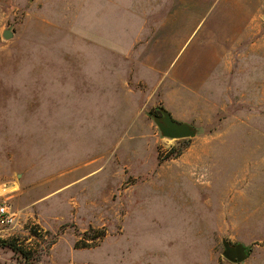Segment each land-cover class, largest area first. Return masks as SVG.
I'll list each match as a JSON object with an SVG mask.
<instances>
[{
	"label": "rangeland",
	"instance_id": "1",
	"mask_svg": "<svg viewBox=\"0 0 264 264\" xmlns=\"http://www.w3.org/2000/svg\"><path fill=\"white\" fill-rule=\"evenodd\" d=\"M212 1L173 38L168 72L204 46L220 7L208 11ZM94 2L0 0V204L20 215L1 238L46 251L37 264H49V252L57 263L264 264V0H241L225 74L210 91L195 83L192 107L147 100L123 55L93 42L106 24L89 11ZM110 6L111 24L124 14L136 31L138 17ZM161 106L198 129L178 157L166 158L180 140L163 137L151 116ZM224 239L249 257L227 260ZM50 241L59 243L52 251ZM2 249L0 264H25Z\"/></svg>",
	"mask_w": 264,
	"mask_h": 264
},
{
	"label": "crops",
	"instance_id": "2",
	"mask_svg": "<svg viewBox=\"0 0 264 264\" xmlns=\"http://www.w3.org/2000/svg\"><path fill=\"white\" fill-rule=\"evenodd\" d=\"M217 1H212L208 11L213 9ZM165 2L170 5L163 10L162 7ZM208 2L209 0H137L134 1L132 7L127 8L124 6V0H95V5L91 4L89 11L91 12L95 8L98 12L101 10L106 18V24L103 23L99 27L105 30L102 31L101 41L96 38V41L93 42L99 45L101 43L105 44L110 52L123 55V57L121 56L122 61H128L129 66H133V69L127 67L130 73L133 74V71L136 70L134 74L137 77V83L145 86V90L149 93L148 101L155 94H160L162 97L161 101L164 103L170 97H177L182 99V106L192 107L195 97L200 96V94L195 96V83L202 85L206 81L208 85L206 91H210L214 78L219 81V77L221 75L224 76L226 60L231 53L227 54L225 44L228 42L233 44L238 34L240 37L241 13L243 9L247 10V7L243 5L241 0H220V7L212 19L213 24L207 30V41L203 44L204 46L202 48L199 47L195 52L197 54L186 59L175 71L168 72L171 68L173 70L176 65H173L174 62H171L164 68L162 62L167 59L166 52L169 51L173 38L181 32V29L184 27H181L183 24H187L186 22L193 20L199 11V7L203 9ZM110 5H116L117 8L122 6V10L117 11V14L127 11L128 15L131 14L133 17H138L139 21L137 22L136 31L132 30V32L130 30L134 24H125L122 21L124 14L117 15L120 23L117 22L116 25L114 23L111 24L114 8ZM256 11L257 6L255 5L252 12ZM110 24V28L116 32L115 35L112 33V30H109L108 25ZM251 25L252 20H250L246 29ZM195 66H197L196 69ZM168 76H170V81L165 83V78ZM185 91L186 95L182 96L181 94L185 93ZM192 93L193 95H191ZM209 106L214 107V105ZM195 143L193 141L187 149L191 151ZM247 191L246 189L240 192L239 201H247ZM239 201L235 200V202ZM58 244V242L53 243L49 249L52 251L58 247ZM0 247L2 249V246ZM49 261V264L91 263L83 259L79 262L69 259L57 263L59 261L53 260L51 252H49Z\"/></svg>",
	"mask_w": 264,
	"mask_h": 264
},
{
	"label": "water",
	"instance_id": "3",
	"mask_svg": "<svg viewBox=\"0 0 264 264\" xmlns=\"http://www.w3.org/2000/svg\"><path fill=\"white\" fill-rule=\"evenodd\" d=\"M3 36L6 39H9L12 37V33L10 30H6L4 31ZM158 111L161 113L160 115L152 113L151 116L159 127L163 137L181 140L185 138H193L198 134V129L195 126L187 122H179L175 120L165 108H158ZM223 247L224 250L222 255L230 262L242 263L249 257V250L247 246L242 243L233 244L224 239Z\"/></svg>",
	"mask_w": 264,
	"mask_h": 264
},
{
	"label": "trees",
	"instance_id": "4",
	"mask_svg": "<svg viewBox=\"0 0 264 264\" xmlns=\"http://www.w3.org/2000/svg\"><path fill=\"white\" fill-rule=\"evenodd\" d=\"M158 108H164V107L161 106ZM158 108H156L155 111L159 112ZM186 145H188L187 142L185 144H183V142L180 140L176 146L172 147L168 151L166 158L180 156ZM33 232H34V234H37L35 231H33ZM98 233H99V235L102 234L101 231H98ZM53 243H54V241L52 243L50 241L49 242L50 246ZM0 246L6 247V248H11L15 253L21 255L25 264H37V262L42 259L43 255L46 254V251H44V250L41 251V249H39L38 251H34V249L26 250V249L22 248L15 239H4V238L0 237Z\"/></svg>",
	"mask_w": 264,
	"mask_h": 264
},
{
	"label": "built area",
	"instance_id": "5",
	"mask_svg": "<svg viewBox=\"0 0 264 264\" xmlns=\"http://www.w3.org/2000/svg\"><path fill=\"white\" fill-rule=\"evenodd\" d=\"M19 212L13 209L8 203L0 204V237L4 232L12 230L19 222Z\"/></svg>",
	"mask_w": 264,
	"mask_h": 264
}]
</instances>
